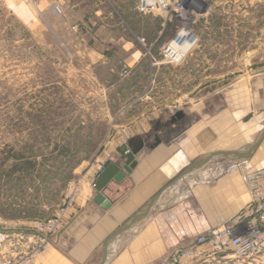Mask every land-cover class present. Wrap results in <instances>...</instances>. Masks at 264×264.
I'll list each match as a JSON object with an SVG mask.
<instances>
[{"label":"rangeland","instance_id":"1","mask_svg":"<svg viewBox=\"0 0 264 264\" xmlns=\"http://www.w3.org/2000/svg\"><path fill=\"white\" fill-rule=\"evenodd\" d=\"M137 1L96 0L90 23L115 41L83 33L80 45L64 15L0 0V230L54 219L70 182L94 178L117 149L125 155L179 110L247 105L245 120L260 123L264 0H199L186 22L197 42L177 60L165 48L184 21L140 14Z\"/></svg>","mask_w":264,"mask_h":264},{"label":"crops","instance_id":"2","mask_svg":"<svg viewBox=\"0 0 264 264\" xmlns=\"http://www.w3.org/2000/svg\"><path fill=\"white\" fill-rule=\"evenodd\" d=\"M34 1L38 13L48 17L57 15L54 5H60L65 24L79 35L80 45H88L83 33L95 35L93 39L101 44L115 41L97 34L105 32V25L90 23L88 17L100 12L96 0ZM200 106L175 123L169 120L159 127L154 125L152 135L144 133L136 138L133 143L143 137L149 140L136 156L138 164L132 173L106 189L110 206L103 208L96 203L95 191L78 201L53 236L51 246L31 264H98L104 241L157 194L147 213L110 239L105 264H157L198 235L248 213L256 191L264 195V139L249 158L215 155L200 168L179 175L212 152L241 155L249 151L264 130V100L256 106L260 110L258 125L245 120L252 112L247 105L236 109L226 105L220 111L215 104ZM148 125L151 130V122ZM156 135L162 142L153 147ZM122 151L117 149L108 159L118 161ZM245 264H264V252Z\"/></svg>","mask_w":264,"mask_h":264},{"label":"built area","instance_id":"3","mask_svg":"<svg viewBox=\"0 0 264 264\" xmlns=\"http://www.w3.org/2000/svg\"><path fill=\"white\" fill-rule=\"evenodd\" d=\"M193 0H138L136 10L144 15H161L167 23L173 18L190 19ZM54 11L62 14L60 5ZM187 27L188 26H184ZM183 27V28H184ZM182 28V29H183ZM190 30V29H189ZM179 33V32H178ZM178 33L174 37L178 36ZM193 47L197 36L191 32ZM143 41V40H142ZM169 44L165 48L168 53ZM172 57V56H170ZM103 166V165H102ZM99 165L97 172L102 169ZM80 176L69 183L63 206L54 219L39 223L36 229L3 232L0 230V264H27L52 244V236L64 225L66 216L77 205L78 199H87L95 191V177ZM264 252V195L256 191L248 213L234 221L216 226L208 233L198 235L186 246L175 248L157 264H243L258 258Z\"/></svg>","mask_w":264,"mask_h":264},{"label":"water","instance_id":"4","mask_svg":"<svg viewBox=\"0 0 264 264\" xmlns=\"http://www.w3.org/2000/svg\"><path fill=\"white\" fill-rule=\"evenodd\" d=\"M185 116L184 111L179 110L172 116V123H175L177 120L182 119ZM264 139V130L259 136L256 143L252 146V148L247 152H212L208 154L201 160L193 162L187 168H185L179 175L182 177L207 163L213 156L215 155H224L226 157L241 159V158H249L252 156L254 151L259 147L262 140ZM149 140L148 137H143V139L133 143L132 149L128 150L125 155H123L118 161H114L112 159H108L102 166V169L98 171L95 177V192L96 195L94 197V201L101 205L103 208H107L110 206V201L105 194L106 189L110 185L111 182L120 183L122 182L128 174L132 173L135 167L138 164V160L136 156L143 150L145 143ZM154 146L159 145L162 142V138L159 135L155 137ZM122 162V163H121ZM160 195V194H159ZM158 194L153 197L148 203L140 209L139 213L131 217L126 223H124L119 229H117L111 236H109L103 243L100 259L98 264H105L107 259V247L110 239L125 231L130 225L134 224L140 217H142L148 210L152 207L154 202L157 200Z\"/></svg>","mask_w":264,"mask_h":264},{"label":"bare ground","instance_id":"5","mask_svg":"<svg viewBox=\"0 0 264 264\" xmlns=\"http://www.w3.org/2000/svg\"><path fill=\"white\" fill-rule=\"evenodd\" d=\"M193 1L194 2L192 4H194V5H197V3L199 2V0H193ZM189 10H190V12L192 10V13H194V12L197 13V9H195V8L190 7ZM185 26H186V23H185ZM182 33H185V35H182ZM193 41L194 40H192L191 31L187 27H184L183 29H181L179 31L177 38L176 39L173 38L171 40V42L169 43L168 52L170 54L169 53L168 54L171 55L172 53H174V57L173 58L176 59V60L184 58V56L186 55V48L188 46V43L190 45V50H191L193 48V46H192L193 45Z\"/></svg>","mask_w":264,"mask_h":264},{"label":"flooded vegetation","instance_id":"6","mask_svg":"<svg viewBox=\"0 0 264 264\" xmlns=\"http://www.w3.org/2000/svg\"><path fill=\"white\" fill-rule=\"evenodd\" d=\"M170 120H172V117L170 118Z\"/></svg>","mask_w":264,"mask_h":264}]
</instances>
